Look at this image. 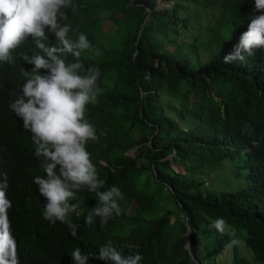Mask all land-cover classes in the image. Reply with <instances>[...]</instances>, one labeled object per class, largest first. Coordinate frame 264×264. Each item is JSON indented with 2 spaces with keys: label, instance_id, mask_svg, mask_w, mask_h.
I'll return each instance as SVG.
<instances>
[{
  "label": "trees",
  "instance_id": "16d2710c",
  "mask_svg": "<svg viewBox=\"0 0 264 264\" xmlns=\"http://www.w3.org/2000/svg\"><path fill=\"white\" fill-rule=\"evenodd\" d=\"M161 1L169 3L73 0L75 10H63L69 37L83 33L91 43L80 56L85 68L100 69L96 102L86 107L99 139L86 147L105 181L102 190L116 186L124 195L121 215L103 226L97 219L89 229L84 215L97 201L80 191L81 215L71 216L80 225L76 237L43 219L45 201L33 178L45 173L31 134L8 107L24 83L22 72L33 67L16 53L39 49L29 39L12 64L0 63V181L8 183L19 264H72L75 248L97 253L109 241L124 254L138 252L140 264H195L184 247L186 224L198 264H251L237 240L264 261V47L246 63H222L261 13L254 0ZM47 35L54 46V34ZM228 157L246 164V184L205 189L193 170ZM217 218L227 222L224 234L210 227ZM227 244L232 259L220 262L216 254Z\"/></svg>",
  "mask_w": 264,
  "mask_h": 264
},
{
  "label": "clouds",
  "instance_id": "9594fccd",
  "mask_svg": "<svg viewBox=\"0 0 264 264\" xmlns=\"http://www.w3.org/2000/svg\"><path fill=\"white\" fill-rule=\"evenodd\" d=\"M255 11L261 14L250 19L230 53L222 63H246L253 50L264 47V0H254ZM73 0H0V63L12 64L18 55L33 67L23 71L24 83L9 104V109L22 120V127L31 134L35 146L33 156L39 160L44 176L33 182L44 199L42 217L49 224L60 222L71 236L78 234L79 224L72 214L81 215L78 193L87 190L95 195L96 205L84 215V226L91 229L99 219L101 226L121 215V190L112 186L107 190L92 163L87 144L98 141L96 129L86 118V107L95 103L100 69L85 65L81 53L91 47L87 36L69 37L71 25L65 9L75 10ZM47 33L54 34V46H48ZM38 53H16L29 40ZM16 53V55H14ZM71 55V61L67 57ZM41 70H45L44 73ZM7 179L0 181V264H19L17 243L11 232L7 212L11 201L7 198ZM75 201V202H73ZM210 227L221 234L228 228L223 218ZM232 243H235L233 240ZM97 259L105 264H140L138 252L124 254L111 241L97 253H82L79 247L71 253L72 264H88Z\"/></svg>",
  "mask_w": 264,
  "mask_h": 264
},
{
  "label": "rangeland",
  "instance_id": "374dc122",
  "mask_svg": "<svg viewBox=\"0 0 264 264\" xmlns=\"http://www.w3.org/2000/svg\"><path fill=\"white\" fill-rule=\"evenodd\" d=\"M207 4H212L213 0H205ZM215 1V0H214ZM160 4H168L169 1H161ZM206 4V5H207ZM208 20V19H207ZM108 22L105 23V27ZM241 158V157H239ZM236 157H228L220 160H208L198 168L193 170V175L200 176L203 179L205 189L207 190H234L240 189L246 184L245 172L246 164H240ZM176 170H181L179 166L173 163ZM238 251L245 255L251 264H264L263 260L254 258L248 248L237 240ZM216 259L220 262L229 263L232 259V249L228 244L224 246L221 252L216 254Z\"/></svg>",
  "mask_w": 264,
  "mask_h": 264
},
{
  "label": "water",
  "instance_id": "95a60500",
  "mask_svg": "<svg viewBox=\"0 0 264 264\" xmlns=\"http://www.w3.org/2000/svg\"><path fill=\"white\" fill-rule=\"evenodd\" d=\"M185 235H186V241L184 243V247L187 250V253L189 254V256L191 257V259L195 262V264H198V262L196 261L194 255L192 254L190 247H189V239H190V230H189V225L186 224V231H185Z\"/></svg>",
  "mask_w": 264,
  "mask_h": 264
}]
</instances>
